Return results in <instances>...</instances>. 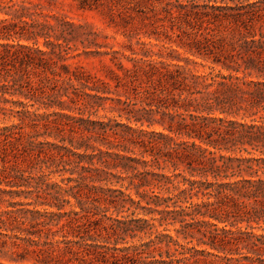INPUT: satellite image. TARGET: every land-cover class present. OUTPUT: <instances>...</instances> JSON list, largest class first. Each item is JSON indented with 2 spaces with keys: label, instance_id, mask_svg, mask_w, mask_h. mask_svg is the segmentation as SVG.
<instances>
[{
  "label": "trees",
  "instance_id": "trees-1",
  "mask_svg": "<svg viewBox=\"0 0 264 264\" xmlns=\"http://www.w3.org/2000/svg\"><path fill=\"white\" fill-rule=\"evenodd\" d=\"M214 1L166 10L167 55L114 56L111 97L0 0V257L264 264V0ZM83 96L122 107L85 117Z\"/></svg>",
  "mask_w": 264,
  "mask_h": 264
},
{
  "label": "rangeland",
  "instance_id": "rangeland-1",
  "mask_svg": "<svg viewBox=\"0 0 264 264\" xmlns=\"http://www.w3.org/2000/svg\"><path fill=\"white\" fill-rule=\"evenodd\" d=\"M214 2V0L211 2L210 0H27L28 12L32 17L26 18L29 21L35 20L37 25L35 29H43L49 36L48 39L55 40V35L61 36L60 42L64 44L69 57L68 62L72 63L73 67L79 66L84 74L90 75L91 85L100 84L99 79L109 82L112 92H101L99 93L101 96L118 97L114 81L110 78V69L116 68L112 61L114 56L124 64L131 65L128 57H140L146 47H151L156 53L163 50V54L167 55L166 50L161 47L163 41L147 36L155 25L164 24L163 26L170 30V21L165 17L166 10H177L176 8L182 6L191 11L195 5H198L196 10H202L204 4H214ZM229 3L233 4L232 1ZM179 19L180 23L186 24L183 16ZM45 24L49 26L44 27ZM39 40L40 47L46 49L44 39L41 37ZM143 41L156 45L145 47L141 43ZM165 46L169 47V44ZM180 51L185 56L182 49ZM154 58H157V55H154ZM200 69L203 70V67ZM88 92L91 95L96 93L92 90ZM83 100L89 103L84 107V116L93 119L106 120L109 116L117 114L115 111H110L112 105L122 107L110 99L101 100L94 96H83ZM97 103L104 105L97 106ZM3 118L4 114L1 113L0 122H3ZM6 122L9 123L10 120ZM0 262L19 264L5 257H0ZM26 263L31 264V262Z\"/></svg>",
  "mask_w": 264,
  "mask_h": 264
}]
</instances>
